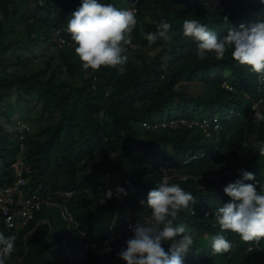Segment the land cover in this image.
Returning a JSON list of instances; mask_svg holds the SVG:
<instances>
[{
	"label": "trees",
	"instance_id": "16d2710c",
	"mask_svg": "<svg viewBox=\"0 0 264 264\" xmlns=\"http://www.w3.org/2000/svg\"><path fill=\"white\" fill-rule=\"evenodd\" d=\"M79 2L0 0V187L15 183L12 164L22 158L23 196L37 189L73 216L44 207L12 234L0 211V231L15 242L6 264H111L109 258L125 264L109 240L121 236L126 216L150 217L142 201L165 179L195 197L176 222L192 236L197 229L206 234L202 242L193 239L184 264H264V238L248 250L255 241L224 231L228 252L215 254L209 245L221 232L215 211L229 199L222 188L239 178L237 169L254 173L264 189V156L257 151L264 121L255 118L264 112V74L238 63L230 50L222 59L214 52L198 58L197 42L182 29L184 19H197L222 38L231 27L264 21V5L104 0L135 9L132 43L124 45L128 59L123 66L85 69L65 30ZM162 18L172 26L171 39L149 45L145 33L156 31ZM206 119V127L198 123ZM117 185L127 194L116 193ZM108 189L113 195L104 198ZM17 200L13 209L20 208Z\"/></svg>",
	"mask_w": 264,
	"mask_h": 264
},
{
	"label": "clouds",
	"instance_id": "9594fccd",
	"mask_svg": "<svg viewBox=\"0 0 264 264\" xmlns=\"http://www.w3.org/2000/svg\"><path fill=\"white\" fill-rule=\"evenodd\" d=\"M259 2L264 5V0ZM224 19L227 20V17ZM136 23L133 10L117 8L104 0H80L79 5L70 13L65 30L71 34L75 43L74 52L82 62V67L100 69L102 66L116 67L126 63L128 57L123 54L124 45L132 43L131 33ZM171 27L162 18L156 31L145 33L146 41L149 45L158 40L169 41ZM182 29L184 36L197 42L198 58L204 59L209 52H214L217 59H222L226 51L230 50L231 57L238 63L249 66L255 73L264 74V21L231 27L222 38L197 19H184ZM255 118L264 121V112H256ZM257 151L264 156V141L259 142ZM237 171L240 173L239 178L222 188L223 193L229 197L228 201L215 211V221L221 229L220 233L211 236L209 240L215 254L228 252L232 246L222 234L224 231L238 234L243 241H255L248 250L259 247L260 239L264 238V189L259 187L260 181L256 180L254 173L244 169ZM166 180L151 188L142 201L150 209L149 219L131 227V235L121 249L116 247L118 241L110 245L111 249L119 250L116 255L125 264H184V256L194 244L188 226L176 221L179 212L188 208L195 197L179 184L168 183ZM115 192L119 195L127 194L119 185ZM103 195L104 198H111L113 192L108 189ZM57 202L59 206L51 208H56L60 214L62 209L69 211L66 205ZM122 236L123 232L119 238ZM63 240L66 241L65 236ZM163 243H168L167 250ZM14 246V238L0 231V264H6ZM116 264L119 263L116 261Z\"/></svg>",
	"mask_w": 264,
	"mask_h": 264
},
{
	"label": "built area",
	"instance_id": "2783aa9c",
	"mask_svg": "<svg viewBox=\"0 0 264 264\" xmlns=\"http://www.w3.org/2000/svg\"><path fill=\"white\" fill-rule=\"evenodd\" d=\"M130 10L135 11V9ZM203 122H206V120H203ZM203 122L201 121L200 125L203 126L205 124ZM12 167L15 170V183L12 186L6 188L0 187V211L5 218L4 222L6 227L12 232V234H16L17 231L22 230L29 225V222L33 220L37 211L44 207H57L59 206V203L50 197H42L40 194H38L37 189L34 193H31L28 196L24 197L23 190L21 189V186L24 183V180L22 178V158L18 159L14 164H12ZM183 178H186V176H183L182 179ZM72 193L73 191L70 190L65 191V195L68 197H70ZM16 198H18L17 203L20 208L13 209L12 204L14 203V200H16ZM61 214L66 219L73 220L71 213L66 209H62ZM148 219L138 221L133 220L130 216H126L124 222L123 236L121 237V239L118 238L117 240L111 238L109 242L113 243L115 241H118L116 247H119V249H121V247L124 246V241L128 239L131 235V227H134L137 223L145 222ZM44 221L45 219L43 218L40 222L43 223Z\"/></svg>",
	"mask_w": 264,
	"mask_h": 264
},
{
	"label": "rangeland",
	"instance_id": "374dc122",
	"mask_svg": "<svg viewBox=\"0 0 264 264\" xmlns=\"http://www.w3.org/2000/svg\"><path fill=\"white\" fill-rule=\"evenodd\" d=\"M228 0H226V2H227ZM219 8V10L220 11H224L225 10V5L223 6H220V7H218ZM218 114H221L220 112H218ZM16 114L15 113H11L9 116H10V118H13L14 116H15ZM203 115H206V116H209V114H203ZM215 121V120H214ZM200 122L201 121H198V123L200 124ZM203 122V121H202ZM207 122H208V120L206 119V122H203V123H205L203 126L204 127H206V124H207ZM166 123H168V124H170V125H172L173 123L170 121V120H167L166 121ZM9 126H11V127H9ZM8 126V128H10L9 129V132L10 133H12L13 132V130L11 129L13 126L12 125H9ZM155 128H160L161 127V123L160 122H158L157 120H155V126H154ZM163 127H164V125H163ZM28 130V129H27ZM28 132H30V131H28ZM19 159H21V158H19ZM20 162H21V160H20ZM170 170V168H168L167 169V171H169ZM54 217H55V219L58 217V212H55L54 213ZM42 221V220H41ZM46 221V220H45ZM205 237H206V234L205 233H203V232H201L200 230H196V232H195V235L193 236V239H195V240H197L198 241V239H200L201 240V242H202V238H203V240L205 239ZM65 242V240H63V243ZM65 244V243H64ZM204 245H205V243H204ZM81 255V252L78 250V251H75L74 252V256H73V258H74V260L77 258V256H79V257H81L80 256ZM108 262H111V264H116V261H114V260H112V259H108ZM74 263H75V261H74Z\"/></svg>",
	"mask_w": 264,
	"mask_h": 264
}]
</instances>
